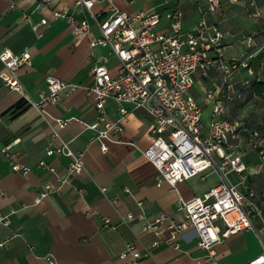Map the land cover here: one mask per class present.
I'll return each mask as SVG.
<instances>
[{"label": "crops", "instance_id": "obj_1", "mask_svg": "<svg viewBox=\"0 0 264 264\" xmlns=\"http://www.w3.org/2000/svg\"><path fill=\"white\" fill-rule=\"evenodd\" d=\"M75 1L0 0V47L17 54L28 48L32 53V65H25L19 71L26 93L38 100L40 93L46 90L49 74L82 85L70 92L67 88L58 102L40 109L3 83L1 75L6 69L0 60V212L9 219V223L0 221V264H243L261 253L264 232L256 218L258 231L243 230L224 237L213 252L198 244L197 232L192 228L182 233L180 248L168 244L152 246L154 233L143 228L145 219L123 220L127 213L138 215L141 211L147 218L166 211L174 219L183 220L177 209L179 197L203 194L219 182L220 175L214 171L200 173L179 182L177 188L167 181L158 184L157 169L143 153L152 143L153 120L142 109L128 113L124 131L113 133L114 140L108 141V150L102 151L96 131L87 127L97 118L98 110L84 85L93 83L92 54L108 55V66L113 73L117 71L118 60L108 46H90V37L99 35L100 29L92 15ZM256 1L258 16L247 14L243 5L223 0L222 7L208 13V17L227 33V48L232 44L228 41L231 24L227 21L236 16L243 18L245 14L254 19L250 31L243 29L252 37L245 53L251 63L257 54L263 53L257 65H252L255 73L251 76L264 80V0ZM162 2L114 0L118 9L128 12L178 7L183 12L184 28L192 27L199 18L190 0H169L166 6ZM12 4L16 6L12 8ZM65 8L74 12L78 20L86 16L91 25L90 33H76L65 19L54 17L56 9ZM92 10L101 18L111 13L107 3H96ZM24 12L35 23L42 18L48 20L39 27L42 36L22 18ZM233 55L243 56L228 54ZM241 70L247 73L243 75L249 74ZM217 79L218 74L211 71L206 78L197 76L196 83L202 90V85ZM22 99L26 107L13 114L11 108ZM118 108L115 99L106 102L110 119L117 117ZM57 119L65 124L59 125ZM54 131L70 141L74 149L83 151L84 170L65 182L61 179L67 173L70 158L46 153L48 139ZM55 142L59 143L60 139L56 138ZM7 145H11L16 161L31 167L28 173L11 168L1 151ZM41 160L54 169L39 165ZM247 173L250 182L252 171ZM46 182L59 190L36 201ZM101 186L106 187L105 192ZM107 218L110 219L108 224ZM132 241L142 255L120 257L127 243Z\"/></svg>", "mask_w": 264, "mask_h": 264}, {"label": "built area", "instance_id": "obj_2", "mask_svg": "<svg viewBox=\"0 0 264 264\" xmlns=\"http://www.w3.org/2000/svg\"><path fill=\"white\" fill-rule=\"evenodd\" d=\"M190 1L199 15L190 28H184L183 12L178 7L128 12L118 9L114 0H76L75 4L84 7L100 29L99 35L90 37V46H108L118 60L117 71L113 73L108 66V55L92 54L93 83L84 85L98 110L97 118L87 127L96 131L102 151L108 150V141L114 140L113 133L124 131L128 113L142 109L153 120L152 143L143 153L157 169L155 177L158 184L167 181L177 188L179 182L200 173L214 171L220 175L219 182L203 194L179 197L177 209L183 220L174 219L166 211L150 218L144 211L138 215L129 212L123 220L145 219L143 228L154 233L152 246L168 244L180 248L182 233L192 228L197 232L198 244L213 252L214 246L224 237L243 230L258 231L254 223L257 217L264 232V191L256 190L248 181L249 173L245 172L247 165L242 157L244 150L256 148L264 169V135L259 128L250 127L245 119L228 116V106L233 100L232 73L245 69L249 74L243 76L242 84L247 85L254 79L251 75L255 69L251 58L226 54L227 33L218 22L208 17V13H215L222 7L223 0ZM227 1L243 6L249 4L253 9L251 14L260 15L256 0ZM168 2L163 0L162 4L166 6ZM96 3L109 4L111 13L101 18L92 10ZM11 6L14 8L16 5ZM54 17L65 19L76 33H90L91 25L86 16L78 20L74 12L65 8L56 9ZM22 18L31 23L38 36H42L39 27L48 22L46 18L35 23L25 12ZM251 38L249 35L248 39ZM0 60L6 69L1 75L3 83L40 109L58 102L67 88L70 92L82 86L49 74L46 76V90L35 100L26 93L19 75L23 66L33 63L30 49L17 54L7 47H0ZM211 71L218 74V79L202 85L205 100L212 106L211 120L206 126L203 105L190 89L197 76L206 78ZM110 98L119 104L115 119H110L106 112V102ZM57 122L65 124L62 119H57ZM56 138L60 139L59 143L55 142ZM10 146L3 147L1 151L7 156L11 168L28 173L31 167L16 161ZM46 153L64 154L70 158L62 182L82 173L85 168L83 151L74 149L70 141L62 139L57 131L48 139ZM39 165L54 169L45 160H41ZM232 171L239 175L237 182L229 178ZM58 190L46 182L36 201ZM101 190L105 192L106 187L101 186ZM0 221L9 223L8 217L1 212ZM105 221L108 224L110 219ZM262 242V252L243 264H264V239ZM129 254L135 258L142 255L133 241L127 243L120 257Z\"/></svg>", "mask_w": 264, "mask_h": 264}, {"label": "rangeland", "instance_id": "obj_3", "mask_svg": "<svg viewBox=\"0 0 264 264\" xmlns=\"http://www.w3.org/2000/svg\"><path fill=\"white\" fill-rule=\"evenodd\" d=\"M245 10L247 14L252 15V6L247 4L245 6ZM247 14L243 15V18L241 16H236L235 18L227 21L231 24L228 41L232 43L231 46L226 49L227 55L243 54L244 56H247L245 52L248 51V47L251 42L243 29L247 28L248 31H250L254 23V19L249 17ZM238 21H240L241 24H238ZM227 22L225 21V23ZM236 25H240V28L236 27ZM243 72L247 74L244 70L240 69L233 72L231 75V80L234 82V88L232 90L233 100L230 101L228 106V116L244 118L250 127L259 128L264 135V94L250 97L253 80H251V84L243 85ZM199 87L200 85L195 83V85L190 89V92L203 105V121L207 126L211 120L212 106L211 103H207L205 100V94ZM242 157L247 167H249L245 172L247 173L248 170L252 171L250 174L252 187L258 191H264V169L261 167L263 160L258 150L250 147L242 152ZM238 176L239 175L236 172L232 171L229 173V178L233 181H238ZM257 219L258 217L256 220Z\"/></svg>", "mask_w": 264, "mask_h": 264}, {"label": "trees", "instance_id": "obj_4", "mask_svg": "<svg viewBox=\"0 0 264 264\" xmlns=\"http://www.w3.org/2000/svg\"><path fill=\"white\" fill-rule=\"evenodd\" d=\"M263 56V53H259L256 56V60L252 61V65H257L258 60ZM264 94V80H259L258 78H254L252 85H251V91H250V97L254 95H262ZM27 103L24 99L20 100L18 103H16L11 110L13 111V114H17L20 111H22L26 107Z\"/></svg>", "mask_w": 264, "mask_h": 264}]
</instances>
